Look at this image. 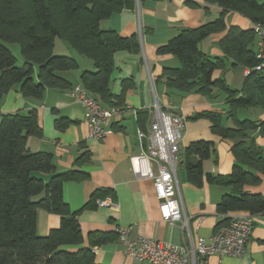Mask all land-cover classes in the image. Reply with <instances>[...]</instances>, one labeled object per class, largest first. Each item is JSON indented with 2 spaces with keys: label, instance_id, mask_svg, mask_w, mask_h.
<instances>
[{
  "label": "trees",
  "instance_id": "trees-1",
  "mask_svg": "<svg viewBox=\"0 0 264 264\" xmlns=\"http://www.w3.org/2000/svg\"><path fill=\"white\" fill-rule=\"evenodd\" d=\"M140 1V0H139ZM221 8L218 19L197 28L184 29L157 49L158 55H174L178 68H164L160 82L167 94L192 93L215 97L226 95V114L204 112L193 120L205 119L211 132L233 143L231 152L235 164L229 175L214 176L204 171V161L215 156L212 141L191 143L182 159L190 184L201 187L206 181L229 188L217 204L219 217L215 231L228 224L232 212L253 216L264 214V195H251L245 186H258L264 176V149L257 145L253 134L263 124L250 119L240 120L239 110L262 109L264 112V70L256 71L258 36L254 27L243 30L227 27L226 18L238 13L253 25L264 26L262 0H204ZM137 0H0V40L18 44L24 59L22 67L11 50L0 45V105L17 85L26 99L43 100L47 89L71 90L72 83L62 73L79 69L70 56L54 54L57 39L66 41L80 56L93 63L94 70L80 75L81 85L103 107L124 105L125 94L133 87L123 81L120 95L111 91V75L115 69L114 55L118 51L138 52L137 36L122 37L115 31L103 30L101 23L113 14L135 10ZM228 30L219 46L223 57L212 58L200 49V43L214 33ZM243 67L245 75L241 91L233 90L216 71ZM37 69V75L36 70ZM76 87V86H75ZM232 126H226V121ZM71 121L61 118L57 128L65 130ZM43 130L35 110L3 115L0 120V264H97L94 248L118 239L116 232H92L83 237L79 211L73 212L63 197L66 182L90 179L81 168L91 160L85 147L76 160V168L57 173L53 156L32 152L28 141L42 137ZM37 174H49L48 182ZM110 191L95 192L84 208H93L98 199ZM44 195L38 201L33 198ZM83 208V209H84ZM44 210L60 217V226L45 237L37 233V212Z\"/></svg>",
  "mask_w": 264,
  "mask_h": 264
},
{
  "label": "crops",
  "instance_id": "crops-1",
  "mask_svg": "<svg viewBox=\"0 0 264 264\" xmlns=\"http://www.w3.org/2000/svg\"><path fill=\"white\" fill-rule=\"evenodd\" d=\"M221 11V8L208 5L204 0H138L135 10L113 14L101 23L103 30L115 31L122 37L136 35L140 49L138 52L118 51L114 55L115 69L111 75V91L120 95L125 80H131L133 87L127 90L122 111L111 121L109 133L100 141L89 138L87 112L70 96V90L47 89L43 100L36 101L24 98L20 93V86L17 85L3 99L0 118L16 112H37L43 134L40 138H30L28 147L32 152L51 154L57 173L76 168V160L84 151L82 147L90 152L91 160L81 168L89 173L90 179L66 182L63 185L65 202L73 212L79 211L78 218L85 244L89 233H112L117 227H125L130 228L133 239L147 236L177 247L188 245V234L183 231L181 224H171L162 219L153 182L138 179L131 171L130 158L143 151L138 131L147 129L153 119L155 98L151 79L163 110L185 118L178 163L182 170L178 171V177L192 236L194 239L201 237L208 240L214 234L219 220L217 204L230 189L206 181L201 187L190 184L182 159L185 149L191 143L200 140L212 141L215 143L216 152L215 156L204 161L205 173L214 176L231 173L236 163L231 152L233 143L214 135L208 120H193L197 114L204 112L226 114V95L207 97L192 93L169 96L159 77L164 68H178L180 62L174 55H158L157 49L184 29L197 28L215 21ZM226 23L227 27L236 26L243 30L254 27L248 18L238 13L229 14ZM227 33L228 30L212 34L200 43V49L212 58L223 57L219 44ZM77 61L78 70L62 73L74 87L81 85L80 75L83 71L94 70L93 63L87 59L79 56ZM230 64L228 61L227 70L216 71L214 76L216 79L223 78L233 90L241 91L245 81V69L241 66L232 69ZM35 70L37 75V69ZM241 110L238 111V118ZM243 112L248 114L250 111ZM61 118L71 121L63 131L57 128V121ZM260 120L263 124L253 134V138L264 149V112L260 115ZM226 126H229V120L226 121ZM37 177L48 182L51 175L37 174ZM99 190H108L110 193L98 199L95 207L84 208L91 196ZM244 191L251 195H264V176L260 185L245 186ZM43 197L44 195H40L33 200L38 201ZM242 213L246 212H232L229 215ZM59 226V216L44 210L37 212L39 236L45 237ZM94 251L97 264H148L127 256L118 239L98 246ZM205 264H264V214L255 216L253 233L243 256L213 255Z\"/></svg>",
  "mask_w": 264,
  "mask_h": 264
},
{
  "label": "built area",
  "instance_id": "built-area-1",
  "mask_svg": "<svg viewBox=\"0 0 264 264\" xmlns=\"http://www.w3.org/2000/svg\"><path fill=\"white\" fill-rule=\"evenodd\" d=\"M254 29L259 38L256 57L260 61L255 70L261 71L264 70V26L257 24ZM250 71L245 69V75ZM151 84L155 98L153 119L147 129L138 131L143 151L130 158L131 171L134 177L153 182L162 219L171 224L180 223L188 234V245L177 247L147 236L133 239L130 228L117 227L115 232L123 252L136 261L148 264H205L213 255L243 256L255 223V216L249 213L229 215L228 224L215 231L208 240L193 238L178 177L185 118L164 111L154 92L152 79ZM69 94L87 112L89 138L97 141L104 139L109 133L111 121L120 114L122 108L103 107L82 86L74 87Z\"/></svg>",
  "mask_w": 264,
  "mask_h": 264
},
{
  "label": "rangeland",
  "instance_id": "rangeland-1",
  "mask_svg": "<svg viewBox=\"0 0 264 264\" xmlns=\"http://www.w3.org/2000/svg\"><path fill=\"white\" fill-rule=\"evenodd\" d=\"M0 45H4L7 48H9V50H11L12 54L14 55V57L17 60V66L22 67L24 65V59H23V57L21 55L20 46L18 44L6 43V42L0 40ZM54 54L56 56H70V57L75 58L76 60L79 59V56H80L75 50H73L71 48V46L66 41H63V40H60V39L56 40V45H55V48H54ZM243 111H250V112L249 113L245 112V113H248V114H244ZM262 113H263V110L260 109V108H258V110H256V109L245 110L244 109V110H241V113L239 114V119L240 120H245V119L249 118L252 121H259L260 115ZM0 120H1V118H0ZM229 126H232V122L231 121H229ZM181 170H182V168L178 164V171H181Z\"/></svg>",
  "mask_w": 264,
  "mask_h": 264
},
{
  "label": "water",
  "instance_id": "water-1",
  "mask_svg": "<svg viewBox=\"0 0 264 264\" xmlns=\"http://www.w3.org/2000/svg\"><path fill=\"white\" fill-rule=\"evenodd\" d=\"M178 224H180V223H178Z\"/></svg>",
  "mask_w": 264,
  "mask_h": 264
}]
</instances>
